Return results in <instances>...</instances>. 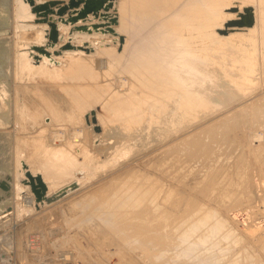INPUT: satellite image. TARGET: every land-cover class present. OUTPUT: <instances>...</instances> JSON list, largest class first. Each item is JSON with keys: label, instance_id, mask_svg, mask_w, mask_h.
<instances>
[{"label": "rangeland", "instance_id": "rangeland-1", "mask_svg": "<svg viewBox=\"0 0 264 264\" xmlns=\"http://www.w3.org/2000/svg\"><path fill=\"white\" fill-rule=\"evenodd\" d=\"M192 1L195 0H183L181 7L182 9L187 7L186 11H188L187 14L183 15V11L170 14L168 11H171V7L164 0H122L119 7L121 25L118 26V31L128 35L127 41L131 38L134 39L125 45L124 51H118L120 41H117V44L113 42L112 47L109 48H103L99 44L97 45L99 48L97 53L102 54L90 57L80 49L71 50L67 51L66 54L64 52L57 59L59 61L57 65L49 60H44L41 64L34 61L30 53L31 45L44 44L47 39L42 27L24 24V19L31 18L33 15L23 0H14L15 34L11 32L14 40L10 60L14 93L12 79L11 88L14 98L12 111L7 113L8 125L0 130L9 133L13 131L16 134L15 139L13 137V144L10 143L11 152L14 151L16 185H19L17 177L20 169H23V162L27 163L34 173L44 175L52 192L75 181L81 183L77 190L64 198L28 215L24 211L35 210L36 198L30 187L24 186L30 191L22 196L18 186H16V204L14 203L13 207H9L7 215L0 218V224L8 220H11L12 223L8 230H1L0 234L12 229L14 234L18 236L20 248L17 249L18 251L15 249L10 251L14 264H73L74 262L78 264V259L73 256L72 251L76 249V243L84 240L89 241L88 236L90 234L87 235L89 224L93 222L91 225H100L107 231L120 230L118 229L121 227L119 226L120 223L118 224L119 227L114 229L111 224L118 221L117 217L126 208H119L118 205L112 206V203L107 207L103 206L105 193L110 195L120 187L131 190V192L135 189L139 190L140 186L149 187L146 183L149 179H145L141 172H155L154 174L158 175L157 164L159 169L162 167L163 170L166 169L165 172H168L169 175L174 173L176 178L172 174L167 179L169 180L167 184L170 182H174L170 184H178L175 182L176 179L178 180L177 177L186 176L185 179L183 177L181 179L184 180V183L186 182L189 188L191 187V192L194 188L200 201L204 202L203 206L208 210L207 212L214 213L226 220L234 229L240 230L245 237H249L241 226L237 228V225L228 219V216L231 214L229 213L230 209L241 204L243 196L250 192V188L247 192L241 185L230 187L228 185L231 174L239 164H243L247 152L253 155L252 157L258 155L259 164H264V157L260 158L261 155L264 156V0H199L208 8H212L213 17L207 21L209 23L215 22L211 30L222 40L245 39L251 29L257 28L258 60L255 66V83L251 87L204 115L189 120L184 117L183 111H180L181 95L167 96L166 106L162 107L158 94L163 85L164 75L169 72L171 75V72L177 67H183L187 64L186 58L183 57L184 54H201L202 56L205 54V51H193L192 46L185 39L186 36L198 37L199 34H203L202 29L194 27L207 22L204 21L206 13L203 11L204 7H196L199 4L197 0L194 3ZM187 3L189 4L186 5ZM174 4L178 8L181 1L176 0ZM246 7H253L256 18L255 25L252 27H227L226 24L230 21L241 19V13L247 14ZM200 8L201 10H199ZM152 24H157L153 29L159 26L166 27L167 33L162 36L151 35L149 37L151 30L149 26ZM69 29V27L63 29L66 41L71 36ZM220 30L229 32L223 34ZM104 37L106 41L112 40L109 38L110 36ZM151 37H155V40H152ZM73 38L78 43L90 40L94 45L99 40L88 33L79 32L74 33ZM132 43L136 44L134 47L142 46V48L133 51ZM200 46H203V43H200ZM169 66H171L170 69H168ZM47 87L49 90L59 91L73 107L79 109V112L70 115L66 114V109L54 110L52 103L43 92ZM68 88L70 90H67ZM2 95L5 99V91L0 93V96ZM30 96L35 98L36 103L46 106L44 108L49 114L22 122L21 118L19 120L18 112L23 100L26 103ZM93 109L98 114L97 124L93 121ZM87 114H90V123L87 121ZM3 115L4 113L0 112V117ZM48 118L50 120L47 122ZM223 120L227 121L228 124L226 125L230 126V130L226 129V125L221 124ZM231 120L232 122H229ZM12 124L13 126L9 128ZM214 124L219 125L216 126L217 128L220 127L219 129L216 128V131L218 130V139L217 137L216 139L223 138V140L214 141V146L218 143L221 147L218 145L216 148L214 147L215 151L212 156L208 154V157L202 154L203 156L200 155L199 159H197L198 156L194 158L196 162L194 163V159L188 154V151L183 150L182 152V149L178 148L183 153L181 157L185 161V164L184 161L182 162V167L180 164V169V167L175 168L174 166L177 164L176 160H174V164L172 161L175 155L176 157L181 155L180 152H178L179 154L174 153L173 157L170 156L171 152L167 154V157L162 155V148L177 147L188 136H194L193 134H198L204 130V134H201L202 138L209 141L210 132L208 128ZM98 127L101 129L98 130ZM122 128L134 129L136 132L141 131L142 135L121 147V141H118L120 140L118 137L123 131ZM224 128L226 131H219ZM20 131L21 133L18 134L17 132ZM18 136L20 140H18ZM255 136H260L261 139L254 141ZM224 137H228V139L231 137V139L226 141L227 139L224 140ZM77 141L79 145H77ZM48 144L57 147L54 149V154L41 159L31 153V150L35 153L41 146ZM183 144L182 147H184ZM226 146L228 148L227 150L225 148L224 151ZM230 147L234 148L235 151ZM158 149L160 151L155 152ZM215 152L218 156L215 155ZM145 154L149 155L148 157L151 159ZM214 156L217 159L213 158ZM140 157H143L142 160ZM168 158L172 159V164ZM159 159H163L165 163L163 164L162 160ZM188 161H192L190 164L197 165V168L194 165H188ZM198 161H201L204 166ZM148 165L149 167H146ZM171 167L175 169L173 170ZM81 170L85 172L84 176L79 175ZM250 170L248 169V176H250ZM180 171L185 173L181 175L179 174ZM21 175H25V170L21 171ZM193 178L196 181L192 180ZM214 179L216 180L213 189L210 185ZM250 183L249 180L246 186H249ZM252 184L255 192L252 191L255 196H258L255 176H252ZM232 188L233 190L227 194L226 189ZM27 198L28 200H26ZM122 199L117 198V203H120ZM18 204L21 206L19 207ZM143 206L147 208L148 204L145 203ZM115 234L114 237H118L116 239H119L118 242L126 243L124 238L116 232ZM15 241L16 239L14 244ZM126 246L136 258H139V253L135 251L133 246L129 244ZM98 256L102 257L103 264L118 262V259L109 261L99 251ZM141 262L148 264L145 261Z\"/></svg>", "mask_w": 264, "mask_h": 264}, {"label": "bare ground", "instance_id": "bare-ground-1", "mask_svg": "<svg viewBox=\"0 0 264 264\" xmlns=\"http://www.w3.org/2000/svg\"><path fill=\"white\" fill-rule=\"evenodd\" d=\"M164 1L171 7V11L167 10L170 14H176L179 11H183V15L187 14V7L184 9H182L181 7L183 0H180L181 4H178V8L174 4L176 0ZM192 2L194 3L196 2V0ZM197 3L199 4L196 7L203 6V11L206 12L204 15V21H207L210 17H213V14L211 13L212 8H208L206 4H202V2L199 0H197ZM188 4L189 3H187L186 5ZM199 10H201V8ZM186 17H188V15H186ZM214 24L215 22L209 23L207 21L200 25H196L194 28L197 27L198 29H202V32L204 33L199 34L198 37L186 36L185 39L188 40V43H190V45L192 46L191 48L193 49V51H205V54L203 56L201 54H184L185 56L183 57L186 58L187 64L183 67H177L174 71L171 72V75H169L170 72L168 74H165L162 80L163 85L159 89L160 92L158 96H160V103L162 107L166 106L167 96L171 97L178 94L181 95L180 111L182 110L184 117L188 118L189 120H194L195 118L200 117L205 113L215 109L219 105L226 103L228 100L235 98L240 92H243L255 83V66L258 60V36L256 35L257 28L251 29L245 39L222 40L215 32L211 30V27ZM156 25L157 24H152V26H149L151 28L149 37L151 35L162 36L167 33L168 29L163 26H159L153 29ZM151 39L155 40V37H151ZM130 40L134 39H129L126 44H129ZM200 43H203V46H200ZM134 46H136V44L132 43L131 48L133 49V51H137L139 48H142V46H139L137 48ZM6 55H8L7 57L10 61L11 54L7 53ZM0 67L2 68V65H0ZM170 67L171 66H169L168 69H170ZM0 75L4 76V74ZM67 90L70 89L68 88ZM4 91L7 95L8 91L2 88L1 92ZM43 92L52 103L54 110L62 111L63 109H66V114L70 115H75L76 112H79V109L73 107L59 91L56 92L54 89L49 90V88L47 87V89H45ZM49 101L47 100V102ZM20 107L21 108L18 113L19 120L21 118L22 122H26L32 118L37 119L39 116L49 114L47 109L44 108L46 106L40 103H36L35 98H33L32 96L29 97V100L26 103L23 100V104ZM2 113H4V115L3 117H0V126L3 128L8 125L9 121L7 117L8 112H5L3 110ZM226 120L221 121V124H228ZM229 122H232V120ZM216 126L219 125L214 124L208 128L210 132V135H208V138H210L209 141L202 138L201 134H204V130L198 134H193L194 136H188L186 140L181 142V144L179 143L177 147H174L172 149L162 148L163 150L160 148L163 152L162 155L167 157V154L171 152L172 154L170 153V156L173 157L172 155L174 153L179 154L178 152H180L181 155H177V157L174 154V157L176 159L174 157L173 160L171 159L173 161V164L175 163L174 160H176L177 164H179V166H176L177 164H175V168L180 167V164L181 167L183 165L182 162L184 161V158L181 157L183 155V150L188 151V154H190L193 159L197 156V159H199V156L202 154L205 156L207 155L208 157L209 155L212 156V154H214L216 146L218 145V143H216L217 145L215 144L216 146H214V141L218 139V130L216 131ZM225 127L226 129L230 130L229 125H226ZM224 129H220L219 131H226V129ZM121 130L123 131H120L121 133L118 137L120 139L118 141H121V147L125 146L127 143H130L131 140L133 141L142 135L141 131L136 132L134 129L129 130L128 128H122ZM17 133L19 134L21 133V131ZM10 134L15 139V132L11 131ZM17 138L18 140H20L19 136ZM221 139L223 140V138ZM221 139L217 141L219 142L221 141ZM225 139H227L226 141H230L231 137H229V139L228 137H224V140ZM259 139H261L260 136L254 137V141H258ZM182 144L184 145V147H182ZM77 145H79L78 141ZM221 145H223V143ZM234 145L235 144H233V146ZM218 146L221 147L220 145ZM228 146L224 147V151L225 148L227 150ZM56 148L57 147L53 144H48L41 146L35 153H33L31 150V153L42 159L48 157V155L54 154V149ZM178 148H181L182 152ZM160 149L155 152L160 151ZM221 150L223 151V148ZM215 155H217L216 152ZM252 156L253 155H250L247 152L246 156L244 157L243 164H239L234 170L233 174H231L230 183L228 185V187L232 185H241L247 192L250 188V192L243 196L241 204H238V206L230 209L229 213L231 214H229V218L227 217L237 225V228H240L241 226L242 230L249 237H245L240 230L237 231L236 228L234 229L232 225H230L226 220L216 216L214 213L207 212L208 210L203 206L204 202L200 201L194 188L193 192H191V187L189 188L186 182L184 183V180L181 179L182 177L184 178L186 176H178V180L176 179L175 181L178 182V184H170L174 182H170L169 184H167V182L169 181L167 179L172 174L174 176V173H171L169 175L168 172H165L166 169L163 170V167L162 169H159V166L157 164L156 169H158L157 171H159L158 175L154 174L155 172H141L144 175L145 179H149L146 182L149 187L144 188L143 186H140L139 190L135 189L133 190V192H131V190L122 189L120 187V189H116L115 192L110 193V195L106 193L105 195L101 194L105 196V202L102 203L103 206L107 207V205L113 204L112 206L118 205L119 208H126L117 217L118 221L111 224L113 229L115 227L121 226L120 228H118L120 230L115 232L119 234L120 237L124 238L126 243L122 244L118 242L119 239L116 240L118 238V235L116 236L117 238L114 237L116 235L115 232L107 231L100 225H91L93 223L92 222L91 224H89L88 233L86 232L87 235L90 234L88 236L89 239L87 238L89 241L79 240L80 242L78 244L76 243V249H72L73 256L78 259L77 263L103 264L104 261L102 257L98 256L99 251L102 252V254L106 256L109 261H111L112 259H118V262H116L115 264H144V262L142 263L141 261L148 262V264H264V164H259L258 155L254 157ZM263 157L264 156L261 155L260 158ZM213 158H215V156ZM154 160L156 159L154 158ZM159 160H162L163 164L165 163L163 159ZM188 162V165L190 164V162L192 163V161ZM199 162L201 161H198V163ZM183 163L185 164V161ZM194 163H196L195 159ZM168 164L170 165V163ZM149 165L146 167H149ZM202 166H204L203 163ZM194 167L197 168V165H194ZM171 168L170 170L175 169ZM248 169H251L250 176H248ZM191 170L193 169L191 168ZM183 173H181L180 171L179 174L182 175ZM198 176L200 175L198 174ZM252 176H255L258 196L254 195L255 191L252 184ZM194 178L192 180H195ZM215 180L216 179H214L210 185V187L213 189L215 188ZM249 180L251 183L249 186H246V183L248 184ZM226 190L228 194L231 192L230 190H233V188ZM117 198L123 199L120 203H117ZM26 200H28V198ZM14 203L16 204V192ZM145 203L148 204L147 208L143 206ZM249 207L257 208L252 209ZM126 220L129 221V223H127ZM119 223L120 225L118 226ZM11 224V220L0 224V231L8 230ZM17 237L18 236L15 235L16 241L13 248L15 250L20 248L18 246L19 242ZM126 244L133 246L135 251L139 253V258H136L133 255ZM72 259L74 258L72 257ZM72 259L70 258V260ZM64 261H66L65 258ZM73 264H75V262Z\"/></svg>", "mask_w": 264, "mask_h": 264}, {"label": "water", "instance_id": "water-1", "mask_svg": "<svg viewBox=\"0 0 264 264\" xmlns=\"http://www.w3.org/2000/svg\"><path fill=\"white\" fill-rule=\"evenodd\" d=\"M122 0H23L30 8L31 18L24 19V24L42 27L46 37L44 44H33L30 47V53L37 64H41L44 60H49L53 64L59 63L57 59L64 52L71 50H82L90 55L97 54L98 47H112V43L119 42V52H123L127 43L128 35L118 31L121 25V15L119 7ZM14 0H0V92L2 88L7 90L5 96H0V112L3 110L11 113L14 95L12 94L11 62L8 60V54H11L14 37V17H13ZM245 13H241V19L232 20L226 24L227 27H252L255 25L256 18L253 7H246ZM64 27H69L70 37L66 41ZM88 33L99 39L94 45L90 40L76 42L73 34ZM223 34L229 31L220 30ZM15 34V32H14ZM104 36H110L112 42L106 41ZM115 36L117 38H112ZM100 42V43H99ZM3 45V46H2ZM3 48V49H2ZM106 55V54H105ZM108 56V55H107ZM90 62V61H89ZM91 63V62H90ZM97 71V70H96ZM98 72V71H97ZM99 73V72H98ZM5 87V88H4ZM14 93V80H13ZM4 107H2V105ZM93 121L98 123V114L95 109L92 110ZM90 123V114L86 116ZM50 119L48 118L47 122ZM13 124L9 127L11 128ZM8 128V129H9ZM0 129L2 127L0 126ZM98 130L101 128L98 127ZM10 143L13 144V136L5 130H0V218L7 215L9 207H13L15 199V188L18 186L22 196L29 193L30 190L24 186L30 187L36 198L35 210L24 211L26 215L41 210L46 205H50L61 198H64L71 192L77 190L81 183L75 181L57 191H50V186L45 180L42 173H34L30 166L23 162V169H20L16 185L15 168H14V151ZM14 150V145H13ZM25 170V175H21V171ZM79 175L84 176L85 172L81 170ZM80 176V177H81ZM20 207L21 204H18ZM21 215V213H18ZM14 232L9 230L0 234V264H14L11 250L14 248L13 240Z\"/></svg>", "mask_w": 264, "mask_h": 264}, {"label": "built area", "instance_id": "built-area-1", "mask_svg": "<svg viewBox=\"0 0 264 264\" xmlns=\"http://www.w3.org/2000/svg\"><path fill=\"white\" fill-rule=\"evenodd\" d=\"M33 242H34V240H33Z\"/></svg>", "mask_w": 264, "mask_h": 264}]
</instances>
